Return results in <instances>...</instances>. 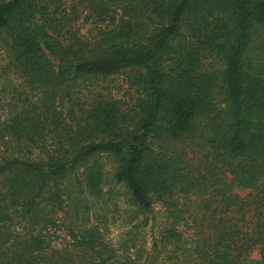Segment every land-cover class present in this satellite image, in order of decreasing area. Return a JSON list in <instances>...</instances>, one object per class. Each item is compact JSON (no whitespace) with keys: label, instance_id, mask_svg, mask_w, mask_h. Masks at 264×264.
<instances>
[{"label":"trees","instance_id":"1","mask_svg":"<svg viewBox=\"0 0 264 264\" xmlns=\"http://www.w3.org/2000/svg\"><path fill=\"white\" fill-rule=\"evenodd\" d=\"M83 1L90 37L61 0H0V47L35 93L0 118V264H264V0ZM126 72L132 105L77 95ZM102 159L135 216L166 213L148 252L78 223Z\"/></svg>","mask_w":264,"mask_h":264},{"label":"rangeland","instance_id":"2","mask_svg":"<svg viewBox=\"0 0 264 264\" xmlns=\"http://www.w3.org/2000/svg\"><path fill=\"white\" fill-rule=\"evenodd\" d=\"M61 1L65 5L69 16L72 17L71 21L74 28L79 29L83 36L90 37V32H93V24L90 17L85 18L86 11H84V8L86 3L83 0ZM11 69L6 52L0 47V118L8 114L9 110H12L15 105L22 104L25 96L31 97L33 95L34 98L35 95V93H32L33 90ZM128 75L127 72L119 73L106 79L86 82L76 89L78 90L77 95L85 98L89 96L90 92L94 91L103 94L109 93L122 102L132 105L138 95L136 88L130 86ZM83 98L82 100H84ZM3 153L6 154L8 151L3 145H0V154ZM102 163L105 173L103 183L105 195L102 199L92 202L87 218L85 217L78 223L96 225L99 228L101 239L115 248L119 249L120 246L125 245L129 248L128 250H145V252H148L151 249L153 238L159 236V232L166 224V213H164L162 207L154 205V210L150 214L135 216V210L126 202L121 187L115 185L111 180L113 167L110 161L102 159ZM249 192V189L238 191L240 196H244ZM65 206V210L70 209L67 204ZM59 216H61V219L58 220V227L49 231V239L51 244L56 247L68 246L72 239L68 236L70 219L62 215ZM237 217L240 218L239 215ZM245 219L247 220V217ZM248 222L250 221L247 220V224ZM251 257L255 259L259 257L256 249L251 252Z\"/></svg>","mask_w":264,"mask_h":264}]
</instances>
